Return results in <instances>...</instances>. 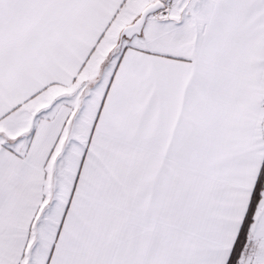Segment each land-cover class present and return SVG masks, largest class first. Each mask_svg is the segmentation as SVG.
Listing matches in <instances>:
<instances>
[{
    "label": "snow or ice",
    "instance_id": "1",
    "mask_svg": "<svg viewBox=\"0 0 264 264\" xmlns=\"http://www.w3.org/2000/svg\"><path fill=\"white\" fill-rule=\"evenodd\" d=\"M0 264H264V0H0Z\"/></svg>",
    "mask_w": 264,
    "mask_h": 264
}]
</instances>
